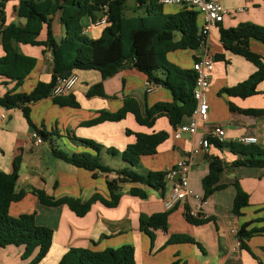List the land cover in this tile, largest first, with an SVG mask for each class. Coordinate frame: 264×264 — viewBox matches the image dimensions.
Wrapping results in <instances>:
<instances>
[{"label":"crops","instance_id":"obj_1","mask_svg":"<svg viewBox=\"0 0 264 264\" xmlns=\"http://www.w3.org/2000/svg\"><path fill=\"white\" fill-rule=\"evenodd\" d=\"M21 0H7L5 6L6 23L24 26L25 20L19 19L16 8ZM227 10L222 24L212 29L209 37V53L212 59L222 55L220 61L214 60V72L207 90L210 107L208 123L203 125L195 135H184L182 140H175L174 128L167 117H159L152 128L142 126L132 113L120 122H105L95 126L87 123L98 117L102 111L117 112L126 100H133L140 109H150L157 103L172 101L171 93L161 86L152 85L148 78L132 65H126L116 75L103 80L99 72L78 71L77 83L72 95L80 104L79 108L60 107L52 98L44 99L32 105L31 117L37 126L44 125L51 131L60 134L56 145L65 151L74 153H92L95 151L75 144L72 138L92 140L103 147L101 160L104 165L121 169L126 166L119 156H110L106 149L114 148L123 152L128 145L136 141L132 133L152 134L167 132L169 139L158 148V154L146 156L135 168L137 172H166L173 168L180 159L193 164L190 185L198 198L180 202L169 211L168 233L153 231L154 241L141 231L139 217L141 214L153 215L167 212L164 201L169 195L170 187L163 192L146 189L147 199H140L129 194L131 188L143 186L125 184L121 190V199L116 208H108L97 202L84 217H78L68 206L47 207L42 205L31 193L32 189L45 191L50 197L60 199L74 198L88 201L99 193L108 197L107 175L93 173L76 168L56 159L48 142L38 145L32 138V130L23 117L22 111L0 110V171L10 173L16 156L22 157L17 192L26 191L20 202L13 203L10 215L36 213L37 223L54 231V239L46 258L39 264H58L64 254L71 248H85L104 251L131 245L135 249L136 264H172L179 260L182 264H264V234L245 241L240 246L235 231L264 227V168L234 166V162L243 159L228 148L220 149L211 145L208 150H200V142L206 133L215 125H222L227 130V142H233L242 136L258 139L257 147L264 149V116L245 115L239 110H264V82L258 85L257 95L247 99L220 95L221 90L232 88L253 75L257 68L244 57L226 51L220 41V30L235 28L249 23L264 27V0H221ZM171 11L175 10L177 7ZM202 19H200V26ZM86 34L97 39L102 34L101 27L93 26L90 18L82 21ZM54 31L58 41L65 35L59 15L54 20ZM96 28V29H95ZM94 29V30H93ZM45 35V34H44ZM43 35V38H44ZM20 51L37 59L35 70L26 80L20 92L29 93L38 82H49L52 74V58L44 48L20 45ZM250 49L264 57V44L250 41ZM0 35V57L3 56ZM197 50H179L168 54L170 62L186 69H191ZM0 78V96L13 89L14 84ZM102 84L105 96H88L92 87ZM153 87L149 92V88ZM231 106L235 110L231 109ZM1 115L6 116L3 120ZM52 142H56L52 138ZM219 157L226 166L220 177L217 190L212 196L204 199L203 179L209 173L207 156ZM110 157H113L110 158ZM113 175H109L112 178ZM236 185L249 196V205L241 210L240 216L232 213L236 197ZM203 202V203H202ZM186 208L199 211L209 221L203 225H193L187 221ZM171 235H187L196 244L166 245ZM14 246L0 248V255L7 253L13 259H0V264H29L24 261L23 248L11 250ZM13 254V255H12Z\"/></svg>","mask_w":264,"mask_h":264},{"label":"trees","instance_id":"obj_2","mask_svg":"<svg viewBox=\"0 0 264 264\" xmlns=\"http://www.w3.org/2000/svg\"><path fill=\"white\" fill-rule=\"evenodd\" d=\"M7 0H0V35L3 56L0 57V78L13 83V89L0 96V110L22 111L33 133L38 134L43 142H48L53 156L76 168L93 173L107 175L106 185L108 197L99 193L94 194L88 201L64 197L56 199L45 191L32 189L39 202L47 207L66 205L78 217H84L91 210L92 205L100 202L108 208H116L121 199V190L125 184H135L144 188H131L129 194L140 199L148 198V189L163 192L166 188V172H148L142 174L136 171L141 159L158 154V148L169 139L167 132L152 134L132 133L136 141L127 146L123 152L114 148L106 149L110 156H119L126 164L121 169L104 165L101 160L103 147L92 140L72 138L75 144L90 148L92 153L71 154L59 148L52 142V138H60L57 130L47 131L44 125L37 126L31 117L32 105L44 99L52 98L53 103L60 107L79 108L80 104L72 95L52 97V90L59 77L78 71L99 72L103 80L116 75L126 65H132L144 74L152 85L161 86L172 95L171 102L157 103L152 108L140 109L133 100H126L124 107L117 112L102 111L98 117L89 121L87 125L95 126L105 122H120L132 113L136 121L152 128L159 117H167L174 129L186 123L196 107L194 90L196 86V72L182 68L168 59V54L179 50L196 51L203 39L200 33V15L192 7H177L165 13L164 6L159 0H135L134 15L126 16L128 0H21L16 8L19 19L25 20L24 26L6 23L5 6ZM143 10V13H139ZM104 15L100 17V15ZM59 15L65 35L58 41L54 31V20ZM90 18L94 24L100 19H106L99 38L89 37L82 25L84 18ZM45 34V35H44ZM44 35V38H43ZM257 40L264 44V27L244 23L235 28L220 30V41L223 48L234 55L244 57L253 63L257 70L246 81L221 90L220 95L247 99L257 95V87L264 82V57L250 49V41ZM20 45L44 48L51 54L52 74L49 82L40 81L32 91L20 92L26 80L35 70L37 59L25 55L20 51ZM222 55L214 57L220 61ZM7 83V84H8ZM88 96H105L102 84L92 87ZM231 109L235 110L233 106ZM245 115L264 116V110H239ZM210 145L220 149L228 148L243 159L234 162V166L264 168V149L256 145H245L237 142L221 144L213 139ZM209 173L202 181L204 199L212 196L217 190L220 177L225 171L224 161L213 155L207 156ZM22 157L16 156L12 171H0V248L14 246L23 248L22 259H31L29 264H39L48 255L54 239V231L37 223L36 213L22 214L18 217L10 215L13 203L20 202L26 196V191L17 192L20 177ZM109 175H113L109 178ZM233 203L232 213L240 216L241 210L249 205V196L239 185ZM170 212L153 215L141 214L139 224L154 241L153 231L161 230L168 233ZM186 219L193 225H203L208 218L191 214L186 208ZM264 234L261 229L237 231V238L242 248L245 241ZM196 244L187 235H171L166 245ZM58 264H136L135 249L125 245L117 249L108 248L104 251H94L85 248H71L61 258ZM172 264H182L175 260Z\"/></svg>","mask_w":264,"mask_h":264},{"label":"built area","instance_id":"obj_3","mask_svg":"<svg viewBox=\"0 0 264 264\" xmlns=\"http://www.w3.org/2000/svg\"><path fill=\"white\" fill-rule=\"evenodd\" d=\"M158 2L164 7H192L199 13L200 19H202L200 33L203 39L197 50L196 58L192 63V69L196 72V86L193 95L196 107L192 114H190L188 121L178 125L174 130L175 140H182L186 134L195 136L201 130L202 126L208 123L210 107L207 100V90L214 72V60L210 56L208 42L212 29L223 23L227 10L222 5L221 0H159ZM106 23L107 21L104 18L94 23L93 26L102 27ZM78 82V75L73 73L70 76L59 77L52 90V97L70 95ZM152 89L153 87H150L148 91L151 92ZM1 117L3 120L7 119L5 115H1ZM32 138L38 145L44 143L36 133L32 134ZM211 139L221 144L226 143V128L222 125L213 126L201 140L200 148L195 149L194 153L196 154L200 150H208L211 146ZM233 142L245 145H256L258 139L252 136H242ZM192 170L193 164L189 160L180 159L173 168L166 171V186L169 185L170 187L169 195L164 201V206L167 211L173 210L180 202L187 199L198 198L190 185ZM191 214L195 217L200 215L199 211L192 209ZM235 233L237 234V231Z\"/></svg>","mask_w":264,"mask_h":264},{"label":"rangeland","instance_id":"obj_4","mask_svg":"<svg viewBox=\"0 0 264 264\" xmlns=\"http://www.w3.org/2000/svg\"><path fill=\"white\" fill-rule=\"evenodd\" d=\"M135 5H136V2H135V0H128L127 1V9H126V13H125V15L126 16H132V15H134V12H133V7H135ZM173 8H171V7H169V6H165L164 7V12L165 13H168V12H171V10H172ZM139 13H143V10H140L139 11ZM96 29V28H95ZM94 30V29H93ZM5 93H7V91L5 92ZM48 131L50 132L51 130L50 129H48ZM54 139H55V141L56 142H54L55 144L58 142V138L57 137H54ZM59 143V142H58ZM62 150H64L63 148H62ZM110 158H112L113 159V157H110ZM14 216V215H13ZM17 247H12V249L11 250H17L16 249ZM13 255V254H12ZM8 259V262H10L13 258L12 257H10L9 255H7V253H2V255H0V259Z\"/></svg>","mask_w":264,"mask_h":264},{"label":"water","instance_id":"obj_5","mask_svg":"<svg viewBox=\"0 0 264 264\" xmlns=\"http://www.w3.org/2000/svg\"><path fill=\"white\" fill-rule=\"evenodd\" d=\"M104 15L102 14V15H100V17H103ZM72 73H69L67 76H70Z\"/></svg>","mask_w":264,"mask_h":264}]
</instances>
